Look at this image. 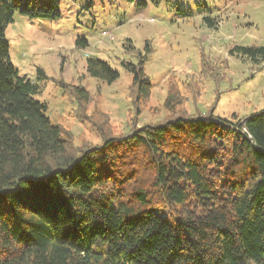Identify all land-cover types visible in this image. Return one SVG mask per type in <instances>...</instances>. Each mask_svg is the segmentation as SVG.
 I'll return each mask as SVG.
<instances>
[{
    "label": "trees",
    "instance_id": "obj_1",
    "mask_svg": "<svg viewBox=\"0 0 264 264\" xmlns=\"http://www.w3.org/2000/svg\"><path fill=\"white\" fill-rule=\"evenodd\" d=\"M16 10L59 15L58 0H0V264H264V108L236 121L175 113L77 148L9 59ZM143 50L122 62L135 102L151 86ZM233 52L264 60V45ZM86 69L118 77L95 58Z\"/></svg>",
    "mask_w": 264,
    "mask_h": 264
},
{
    "label": "rangeland",
    "instance_id": "obj_2",
    "mask_svg": "<svg viewBox=\"0 0 264 264\" xmlns=\"http://www.w3.org/2000/svg\"><path fill=\"white\" fill-rule=\"evenodd\" d=\"M58 11L47 18L16 10L5 38L19 75L37 84L32 97L77 148L175 113L212 110L236 121L264 108V60L229 53L264 45V0H58ZM145 41L151 86L135 102L122 62H136ZM88 58L108 63L118 77L89 75ZM37 67L45 78H36ZM71 85L86 90L85 103ZM168 93L178 97L171 106L164 103Z\"/></svg>",
    "mask_w": 264,
    "mask_h": 264
}]
</instances>
